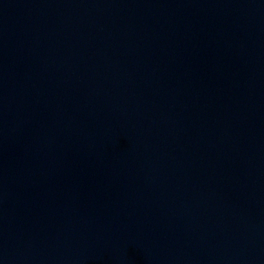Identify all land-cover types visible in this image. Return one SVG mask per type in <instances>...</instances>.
<instances>
[{
    "label": "water",
    "instance_id": "water-1",
    "mask_svg": "<svg viewBox=\"0 0 264 264\" xmlns=\"http://www.w3.org/2000/svg\"><path fill=\"white\" fill-rule=\"evenodd\" d=\"M0 264H264V0H0Z\"/></svg>",
    "mask_w": 264,
    "mask_h": 264
}]
</instances>
